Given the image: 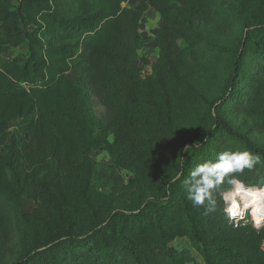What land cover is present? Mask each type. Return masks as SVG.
Instances as JSON below:
<instances>
[{
  "label": "trees",
  "instance_id": "16d2710c",
  "mask_svg": "<svg viewBox=\"0 0 264 264\" xmlns=\"http://www.w3.org/2000/svg\"><path fill=\"white\" fill-rule=\"evenodd\" d=\"M151 12L161 58L144 73ZM229 112L264 121V0H0V264H264V228L186 199L190 170L225 150L259 155L240 178H264V125ZM99 151L126 185L100 189Z\"/></svg>",
  "mask_w": 264,
  "mask_h": 264
},
{
  "label": "clouds",
  "instance_id": "9594fccd",
  "mask_svg": "<svg viewBox=\"0 0 264 264\" xmlns=\"http://www.w3.org/2000/svg\"><path fill=\"white\" fill-rule=\"evenodd\" d=\"M259 155L247 150H225L213 160L196 164L184 181L186 199L205 213H219L230 223H253L264 226V178L248 183L240 176L248 172L259 175Z\"/></svg>",
  "mask_w": 264,
  "mask_h": 264
},
{
  "label": "rangeland",
  "instance_id": "374dc122",
  "mask_svg": "<svg viewBox=\"0 0 264 264\" xmlns=\"http://www.w3.org/2000/svg\"><path fill=\"white\" fill-rule=\"evenodd\" d=\"M162 24H163L162 18L160 17V15L154 12L149 13L146 16L144 22L141 24L140 33L143 39L146 41V43L143 49L137 52L135 57V63L144 73L150 72L152 69L151 64L154 65L161 58V49L157 42V38L161 33ZM206 37L210 39V35ZM145 58L147 59L148 63H150L149 65H145L143 63ZM192 63L202 73L207 71L208 69H212L214 72H221L228 66V61L221 56H213L210 59L195 56V60L192 61ZM70 76L74 79H77L78 73L77 72L70 73ZM206 89L205 91H207V93L214 92L213 87H210L207 90ZM90 101H91V106L98 119L102 123H106L108 116L106 108L102 105L100 100L95 95L91 96ZM227 118L236 127L241 128L243 130L256 127V125H264V121L260 120V118L246 114H237V113L229 112L227 113ZM255 129L256 130L253 133V138L255 139L256 142L264 146V129H258V128ZM93 158L97 163V173H96L95 181L99 185L100 189L105 193L112 192L114 186H116L114 184V177H117V181L119 185H126L129 178L132 176L128 172L113 171L109 163L110 158L105 151L95 152L93 154ZM116 194L120 195L121 192L116 191ZM33 207H34V203L31 200L28 201L27 199L24 207L25 212H30L33 209ZM261 228H264V226H262Z\"/></svg>",
  "mask_w": 264,
  "mask_h": 264
},
{
  "label": "crops",
  "instance_id": "0c3cea01",
  "mask_svg": "<svg viewBox=\"0 0 264 264\" xmlns=\"http://www.w3.org/2000/svg\"><path fill=\"white\" fill-rule=\"evenodd\" d=\"M26 200H27V199H26ZM26 200L24 201V207H25V202H26ZM28 201H29V200H28ZM31 211H32V210H31ZM31 211H30V212H31Z\"/></svg>",
  "mask_w": 264,
  "mask_h": 264
},
{
  "label": "built area",
  "instance_id": "2783aa9c",
  "mask_svg": "<svg viewBox=\"0 0 264 264\" xmlns=\"http://www.w3.org/2000/svg\"><path fill=\"white\" fill-rule=\"evenodd\" d=\"M234 224V223H233ZM237 226V225H236Z\"/></svg>",
  "mask_w": 264,
  "mask_h": 264
}]
</instances>
